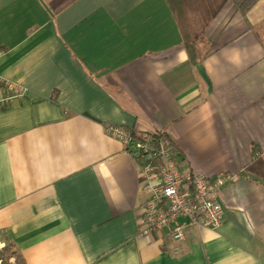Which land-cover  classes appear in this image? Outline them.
I'll return each mask as SVG.
<instances>
[{"label": "crops", "instance_id": "0c3cea01", "mask_svg": "<svg viewBox=\"0 0 264 264\" xmlns=\"http://www.w3.org/2000/svg\"><path fill=\"white\" fill-rule=\"evenodd\" d=\"M199 47L191 64L166 0H0L6 264H264V0H228ZM106 126L163 134L188 175L236 176L222 224L142 235L140 167Z\"/></svg>", "mask_w": 264, "mask_h": 264}, {"label": "built area", "instance_id": "2783aa9c", "mask_svg": "<svg viewBox=\"0 0 264 264\" xmlns=\"http://www.w3.org/2000/svg\"><path fill=\"white\" fill-rule=\"evenodd\" d=\"M106 132L123 141L139 164L141 187L149 195L139 225L142 235L161 234L166 241L184 243L186 227L215 229L222 224V207L215 192L236 176L220 175L211 182L199 173L188 175L179 169L162 135L133 139L131 131L120 126H106Z\"/></svg>", "mask_w": 264, "mask_h": 264}, {"label": "trees", "instance_id": "16d2710c", "mask_svg": "<svg viewBox=\"0 0 264 264\" xmlns=\"http://www.w3.org/2000/svg\"><path fill=\"white\" fill-rule=\"evenodd\" d=\"M174 19L177 23L179 33L182 38V45L185 48L191 64L199 60V46L205 40V31L209 23L219 13L222 6L228 0H166ZM237 10L245 15L258 0H231ZM133 139H142V135L131 131ZM161 135L156 133L151 138ZM163 136V135H162ZM165 137V136H164ZM131 154L130 149L126 150ZM5 250L0 251L3 264H6L7 257Z\"/></svg>", "mask_w": 264, "mask_h": 264}, {"label": "rangeland", "instance_id": "374dc122", "mask_svg": "<svg viewBox=\"0 0 264 264\" xmlns=\"http://www.w3.org/2000/svg\"><path fill=\"white\" fill-rule=\"evenodd\" d=\"M154 134V133H153ZM152 134V135H153ZM161 135H163V134H161ZM164 136V135H163ZM164 139H165V141H166V143L168 144V146L170 147V149H172V151H173V148L171 147V145H170V142H169V140L167 139V137H164ZM174 153V152H173ZM174 159H175V161L177 162V159H176V156H175V153H174ZM192 174H194V173H191V174H189V175H192ZM148 198H149V195H148ZM148 198H147V200H148ZM146 200V201H147ZM222 221H223V218H222ZM206 228H208V227H206ZM218 228V227H217ZM217 228H215V229H217ZM210 229H212V228H210ZM184 244H186V241L184 242ZM187 247V246H186Z\"/></svg>", "mask_w": 264, "mask_h": 264}]
</instances>
